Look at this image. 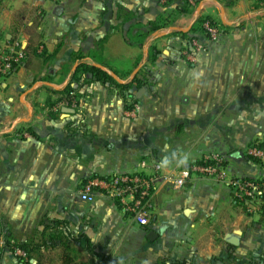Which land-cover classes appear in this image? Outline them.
<instances>
[{
    "label": "crops",
    "instance_id": "obj_1",
    "mask_svg": "<svg viewBox=\"0 0 264 264\" xmlns=\"http://www.w3.org/2000/svg\"><path fill=\"white\" fill-rule=\"evenodd\" d=\"M207 18L222 29L216 41L202 30ZM12 36L27 55L0 89V228L66 220L98 252H148L141 264H264V222L251 216L240 228L224 183L199 178L179 191L160 188L144 227L112 198L79 197L92 176L133 172L145 159L172 168L206 154L176 140L183 156H172L163 143L170 128L179 134L222 122L240 148L264 138V0H0V47ZM192 37L207 50L189 60ZM83 63L141 84L123 90L83 74ZM72 92L79 106L60 105ZM133 101L141 109L129 117ZM225 156L232 175L264 177V161ZM229 226L241 233L236 243L224 238Z\"/></svg>",
    "mask_w": 264,
    "mask_h": 264
},
{
    "label": "built area",
    "instance_id": "obj_2",
    "mask_svg": "<svg viewBox=\"0 0 264 264\" xmlns=\"http://www.w3.org/2000/svg\"><path fill=\"white\" fill-rule=\"evenodd\" d=\"M170 1L172 0H161V3L167 4ZM202 28L210 41H216L222 34L220 25L209 18L203 21ZM206 50L207 45L204 42L198 37H192L187 42L184 54L189 60H194L197 54ZM26 55L21 37L12 36L5 39L0 47V89L23 65ZM60 105L77 108L79 100L75 92L70 93ZM140 109V104L133 101L127 114L136 117ZM247 153L253 159L264 161V149L259 145L249 146ZM199 178L226 184L231 189L233 200L238 205H244L252 214L260 213L264 208V177H237L229 174L227 158L219 152L207 153L196 160H184L172 168L159 161L145 159L133 172L92 176L82 183L79 197L89 203L94 202L99 194L112 198L119 203L122 212L135 223L148 226L154 214V196L160 188L170 186L179 191ZM16 252L26 255L21 249H16Z\"/></svg>",
    "mask_w": 264,
    "mask_h": 264
},
{
    "label": "rangeland",
    "instance_id": "obj_3",
    "mask_svg": "<svg viewBox=\"0 0 264 264\" xmlns=\"http://www.w3.org/2000/svg\"><path fill=\"white\" fill-rule=\"evenodd\" d=\"M153 77L154 76H152L150 73L145 76L147 81L148 80L150 81L151 79L153 80ZM149 104H150L149 106H151V103ZM246 104H249L248 106H250L251 103H246ZM224 125L225 123L218 122L216 126L212 125V130L209 129V126L203 128L197 127L195 129H192V132L186 130L185 132L182 131L179 134L174 133L175 132L174 130H176V128L175 129L170 128L167 131V133L163 135V139H164L163 143L165 147L168 148L170 147L168 153H171L172 156L173 154L176 155V153L182 154L180 156H183V152L181 149L174 148L172 146L177 145L176 140L177 141L185 140L184 143L188 145V148L189 146L194 148L191 150V152L197 154L219 152L223 155H229V157L232 158L237 152H239L241 153L242 156H244V158L249 157L253 159L247 153L248 147L255 144L256 145H259L260 143L262 144L264 138H260L261 135H259L258 139L256 138L254 140H251V142H246L244 146L245 148L236 147L235 145L238 143L233 144L232 147V142H231L232 138L238 136V134L237 135L236 133H233L234 135L230 134L227 128H225L226 126ZM261 137H263V135ZM169 144L171 146H168ZM255 160L261 161L258 159ZM227 171L229 174H232L228 170V165H227ZM237 207H239V212L242 215V217L240 218V223H242L240 228L242 227L244 231H246V228L249 227V224L253 222V220L250 219L253 216H254L253 219H256L254 221L264 222L263 210L260 213L258 212L257 214L255 213L252 214L247 210V208L244 205H238ZM53 222L54 221H51V223L49 224L39 223L37 227L34 226L26 227V228H32L30 230L24 228H16L14 226L13 229L10 230L7 229L4 230V228H0V264H27V261L29 260H31L33 264H36L37 260H41L42 262L48 264H60L63 262L65 255H69L70 257L74 258V261L77 264H141L138 262V260L141 257H144L145 260L148 261L151 260L150 254L146 251L143 254L141 252L136 253L137 250L136 247H133L126 252H122L121 249L120 251L119 250L115 251V249L112 250L108 248L106 249L105 252H98L97 247L93 243L92 245L94 246L97 255L92 256L87 252L85 248L84 237L87 236V234H85L79 228L77 222L71 225V222L67 221L68 226H59V227H53L52 226ZM37 224H35V226ZM0 227H1V223H0ZM140 227H144V226H140ZM225 230L226 232H229L226 237L224 236V238L228 240L230 238L229 235H233L238 238L241 235L240 231H237L235 226L233 227L229 226ZM43 239L46 240L47 246L39 251L33 252L30 255L32 256V258H30L29 254L27 253L25 256H23L18 252L13 251L12 246L9 245L7 242L10 241L16 243H24L25 241H27L32 243L34 242L36 244L38 243L42 244L41 242L43 241Z\"/></svg>",
    "mask_w": 264,
    "mask_h": 264
},
{
    "label": "trees",
    "instance_id": "obj_4",
    "mask_svg": "<svg viewBox=\"0 0 264 264\" xmlns=\"http://www.w3.org/2000/svg\"><path fill=\"white\" fill-rule=\"evenodd\" d=\"M184 10V9H183ZM210 19V18H209ZM212 20V19H211ZM203 20H200L199 22V27L201 25V22ZM214 21V20H213ZM203 30V28H202ZM150 59V58H149ZM156 58L153 57L151 60H155ZM83 74H87V73H91L92 76L96 77V79L98 80H104V81H111V82H115L116 80L113 78V76L109 75L106 71L98 68V67H95V66H90V65H87L85 63H83L79 69ZM79 71V72H80ZM136 83L138 82L136 80V78H134L131 82H128V83H119V82H115L116 85H118L121 89L123 90H128L131 85L133 83ZM139 85L141 84V82H138ZM132 106L129 105V108ZM259 146L261 148L264 149V141L263 143L259 144ZM263 212H264V208H263ZM262 212V213H263ZM53 227H59V226H68V222L65 221V220H55L52 224ZM49 228V227H47ZM85 239V248L87 250V252L92 255V256H96L97 255V252L94 248V246L92 245V241L90 239V237L88 236H85L84 237ZM9 245L12 246V250L16 252V249H21L23 250L25 253L29 254V256L33 253V252H36V251H39L41 250L42 248L46 247L47 243H46V240L43 239V241L41 242L42 244H36V243H32V242H27L25 241L24 243H16V242H10V241H7ZM30 258H32V256H30ZM27 264H33L31 262V260L27 261ZM36 264H48V263H45V262H42L41 260H37V263ZM60 264H77L75 261H74V258L70 257L69 255H65L64 256V259H63V262L60 263ZM156 264H188L185 260H180V259H177V260H171V259H163V260H160L158 261Z\"/></svg>",
    "mask_w": 264,
    "mask_h": 264
},
{
    "label": "water",
    "instance_id": "obj_5",
    "mask_svg": "<svg viewBox=\"0 0 264 264\" xmlns=\"http://www.w3.org/2000/svg\"><path fill=\"white\" fill-rule=\"evenodd\" d=\"M236 155H241V153L237 152ZM151 235H155L154 232H151L150 235H149V238H151ZM229 241L232 242V243H236V241L238 240V237L236 236H233V235H229Z\"/></svg>",
    "mask_w": 264,
    "mask_h": 264
}]
</instances>
